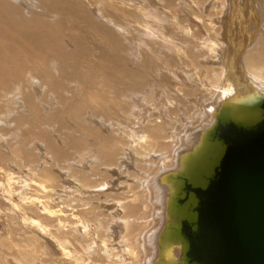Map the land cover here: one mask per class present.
I'll return each mask as SVG.
<instances>
[{"label": "bare ground", "instance_id": "bare-ground-1", "mask_svg": "<svg viewBox=\"0 0 264 264\" xmlns=\"http://www.w3.org/2000/svg\"><path fill=\"white\" fill-rule=\"evenodd\" d=\"M12 3L11 0H0V232L8 239V244L0 239V247L14 252L12 256L9 254L14 259L13 264H32L34 246L39 242L37 239H42L48 244L49 249L45 251L52 252L54 259L51 260L50 255L36 257L39 264H85L87 255L90 256L88 246L85 242L82 244L84 239H81L86 235L83 231L86 221L70 209L85 203L87 197L94 198V193L87 187L93 182L103 184L97 181L100 177H108L102 169L107 171L112 166L115 168L117 161L120 164L128 160L127 164L138 168L135 183L144 194L140 199L135 193L132 197L146 206L143 207L146 212L139 213L142 206L133 203L129 194L134 188L128 189L130 192L124 196L130 195L132 200L129 198V202L126 200L128 203L123 204L125 197H120L125 215L121 219L126 221L123 225L128 233L137 231L138 226L142 228L136 237L139 254L142 249L147 258L142 264H159L160 258L164 261L179 259V247L158 248L171 195L165 181L167 176L179 170L182 158L199 145L205 132L215 124L221 108L240 99L264 96V0H78L86 9L85 14L73 0H19L18 4ZM194 8L196 11L201 8V13L207 11V15L197 14ZM88 9H92V17L105 24V30L114 31L104 34L101 32L104 28L100 29L101 39L114 48L115 54L109 63L102 64V60L95 64L85 62L86 50L81 47L79 52H73L72 46L77 42H67L75 38L74 27L79 20L90 15ZM87 26L95 27L94 24ZM200 32L212 41L206 39L201 43L203 35ZM218 52L226 55L220 69L215 65L200 66L206 57L207 61L210 57L216 63ZM70 53H76L77 58ZM168 75L173 80L181 81L180 76L185 81L190 79L196 87L189 90L190 94L188 89L176 88L175 91L170 87L173 85L164 82ZM28 81L30 85H27ZM168 88L175 94L168 93L169 96ZM147 89L164 95L165 102L174 105L166 112L173 119L162 118L155 100H147ZM203 93L208 95L201 97ZM194 94L200 96L195 98ZM178 104L182 107L181 114L172 111ZM188 104L192 105L189 110L193 111L189 115ZM147 105L155 112L154 116ZM88 108L98 109L100 114L88 113L83 117ZM135 113L137 116L133 118ZM125 119L128 123L130 120L131 128H124L122 121ZM64 121L77 125L72 134L64 132L71 136L59 148L51 141L57 135L49 130L55 123L56 133H60ZM135 126L139 127L135 129ZM107 130H110L109 138L100 135L101 131ZM41 144L44 154L49 156V163L39 168L35 148ZM89 153L94 159L93 168L99 166L98 174L92 175L90 169L76 165L82 164ZM64 168L72 173L69 181L73 192L66 193L73 196L60 195L59 190H52L51 195L45 196V185L49 187L55 181L53 172ZM16 169L19 174L15 173ZM79 181L83 187L77 184ZM54 186L51 187L55 189ZM28 192L38 195L30 194L32 198L23 199ZM52 199L61 202L59 208L53 206ZM65 205L69 210L62 207ZM151 213L156 214L158 225L150 232L146 229L151 225L147 221ZM132 214L134 217L130 218ZM130 219L140 222L134 224ZM153 221L156 222V218ZM69 225L79 232L80 237L76 239L84 245L81 254L75 252L77 258L68 252L70 247L67 245L74 243L65 236H56L58 232H68ZM25 227L33 230L34 235L19 234ZM96 231L101 230H95L96 235L92 233L95 237ZM100 241L105 250L107 240ZM128 248L129 244L125 245L118 262L141 264L143 254L137 259ZM2 254L8 253L0 252V258Z\"/></svg>", "mask_w": 264, "mask_h": 264}, {"label": "water", "instance_id": "water-1", "mask_svg": "<svg viewBox=\"0 0 264 264\" xmlns=\"http://www.w3.org/2000/svg\"><path fill=\"white\" fill-rule=\"evenodd\" d=\"M165 182L158 248L181 255L159 264H264V96L221 108Z\"/></svg>", "mask_w": 264, "mask_h": 264}, {"label": "rangeland", "instance_id": "rangeland-1", "mask_svg": "<svg viewBox=\"0 0 264 264\" xmlns=\"http://www.w3.org/2000/svg\"><path fill=\"white\" fill-rule=\"evenodd\" d=\"M74 1V3L77 5V8H81L82 10H83V13L82 14H85L86 13V9H84V8H82L81 7V5L78 3V0H73ZM15 3V4H18L19 3V0H11V3ZM12 3V4H13ZM14 5V4H13ZM31 8H32V6H31ZM89 11H90V15L88 16V17H84V18H81L80 20H79V22H78V24L74 27V39H72V40H68L67 42H69V43H71V44H75L76 42H77V44L76 45H73L72 46V49H71V51H77V52H79L80 51V49H81V47H83L85 50H86V52H85V57H86V55H87V58H86V60H85V62H90V63H99L101 60V62L100 63H102V64H106V63H109V60H110V58H111V56L113 55V54H115V52H114V48L111 46V45H109L107 42H104L102 39H101V36H100V29H101V27H103L104 28V30H101V32L102 33H106V32H108L109 34H112L113 32H112V30H105V28L106 27H104L105 26V24H103L101 21H99V20H97V18H95V17H92L91 16V14H93L92 13V9H88ZM26 11V13H27V10H25ZM194 11L195 12H197V14H200L201 13V8H199V10H195V8H194ZM200 11V12H199ZM199 12V13H198ZM206 13V14H205ZM104 14L105 13H103V16H104ZM204 14V15H203ZM201 15H203V16H205V15H207V11H205V12H203V13H201ZM204 20H207L208 21V19H204ZM197 21V20H196ZM99 22L102 24V26L99 24ZM87 24H94L95 25V27L94 28H91V27H89V26H87ZM106 31V32H105ZM115 33H117L116 31H115ZM201 33V32H200ZM204 33V32H203ZM201 35H203L202 33H201ZM206 34L204 33V35L202 36V39H201V43L203 42V41H205L206 39V41H212V39H210L209 37L207 38V36H205ZM154 39H156L155 37H153ZM192 44H193V40H192ZM71 54V53H70ZM72 56H75L76 58H77V55H76V53H74V54H71ZM226 57V55H224V54H222V53H220L219 54V52H218V58H217V61H216V63H215V61H212V60H210V57L208 58L209 60V63H208V61H207V57H206V59L204 58V60H202L201 61V63H200V66L202 67V68H206V67H208V66H218L219 67V69L223 66V61H224V59H226L225 58ZM81 60H84V57H82L81 56V58H80ZM205 64H204V63ZM83 64V63H82ZM217 64V65H216ZM202 68H200L201 70H202ZM190 69V71L192 72V69L191 68H188V70ZM216 70H217V68H216ZM180 76V75H179ZM253 76V75H252ZM171 78V80H170V78ZM180 78H181V81H179V79H174V80H176V81H174L173 80V78L171 77V76H167L165 79H166V81H164L165 82V84H167L168 86H170V85H173V86H170L171 88H175L174 90L176 91V88L178 89V88H180V89H185V90H187V91H189V90H191L193 87L195 88L196 86H194V85H192L193 83H194V81H193V83L191 82V80L189 79V80H187V81H185V80H182V77L180 76ZM255 78V77H254ZM165 79H162V80H165ZM256 79V78H255ZM161 80V82H163ZM258 80V79H257ZM259 81H261V80H259ZM163 82V83H164ZM173 82V83H172ZM177 82V83H176ZM169 83H171V84H169ZM182 83V84H181ZM187 83V84H186ZM189 83V84H188ZM27 85H30L29 84V81H28V83H27ZM191 85V86H190ZM152 86V85H151ZM150 87V86H149ZM169 89V88H168ZM25 91H27L28 89L27 88H25L24 89ZM150 91V89H147V100L148 101H151V100H155V104L159 107V111H161V113L163 114H160V115H162V118H165V116H166V119H168V118H171V119H173L169 114H167L166 112H168V108L170 107H174V105H172V104H169V103H167V102H165V96L164 95H162V94H158L157 92H154V90L151 92H149ZM170 91V92H169ZM173 91V90H172ZM170 89L166 92L167 94L169 93L170 95H174L175 93H174V91L172 92ZM149 92V93H148ZM153 93V94H152ZM155 93V94H154ZM189 94H190V91L188 92ZM148 94H149V97H151V98H149L148 97ZM168 94V95H169ZM154 95V96H153ZM158 95V96H157ZM161 95V96H160ZM167 95V96H168ZM169 95V96H170ZM206 96V95H208V94H202L201 95V97L202 96ZM162 96H163V98H162ZM182 96V94L181 95H179V97H177V98H180ZM194 96H195V94H194ZM198 96H200V95H196L195 96V98L196 97H198ZM162 99H161V98ZM69 98V97H68ZM200 98V97H199ZM198 98V99H199ZM161 99V100H160ZM194 99V98H193ZM203 99H205V98H203ZM163 100V101H162ZM195 100V99H194ZM162 101V102H161ZM196 101V100H195ZM162 104H161V103ZM188 103V102H187ZM189 105V104H188ZM190 106V105H189ZM188 106V115H189V113L191 114L193 111H190L189 109L192 107V105L189 107ZM147 108L150 110V112H152L153 113V115L152 116H154V114H155V112L153 111V109H150L151 107L149 106V105H147ZM169 108V109H170ZM181 106L178 104V105H176L175 106V108H174V110H173V108H172V111H175V112H179L180 114H181V111H179V110H181ZM167 110V111H166ZM18 112H20V110H17ZM141 111V110H140ZM140 111H138V112H140ZM158 111V110H157ZM88 113H93L95 116H98V114H100V111L98 110V109H90V108H88V109H86L85 111H84V113H83V117H85ZM157 115V114H156ZM168 115H169V117H168ZM136 116H137V113H135V115L133 116V118H136ZM145 117V116H144ZM182 117V116H181ZM15 118V117H14ZM129 118H130V115H129ZM171 119H168L169 121L171 120ZM64 123V128L60 131V133H56V124L54 123V126H53V128H51L50 130H49V132L51 133V132H53L54 134H56L57 136H54L52 139H51V141H53V143L57 146V147H59V148H62L63 146H64V142H65V139H67V138H69L71 135H67V134H65L64 132H69V133H73L74 132V127L76 128V125L77 124H72V123H70V122H67V121H64L63 122ZM82 127H84L85 128V125L84 124H82V123H80V122H78ZM122 123L124 124V128H131V124H130V120H129V123L127 122V120L125 119V120H123L122 121ZM137 127H139V126H135V129H137ZM134 129V128H133ZM109 132H110V130H107V131H101V133H100V135L101 136H103L104 138H109L108 137V134H109ZM126 132V131H125ZM136 134H138V130L136 131ZM141 135V134H140ZM140 135H137V137L138 136H140ZM42 142V141H41ZM131 142V141H130ZM130 142H128V143H130ZM44 144V143H43ZM17 147H18V145L17 146H14L13 147V149L14 150H16L17 149ZM36 147V146H35ZM42 147V148H41ZM41 147H37V148H35L37 151H36V155L39 157H37V160L40 162L39 163V168H41L43 165H44V163H49V156L47 155V154H44L45 153V151H44V145H42L41 144ZM0 150H2V147H0ZM26 151V150H25ZM37 152H38V154H37ZM2 153V151L0 152V154ZM127 153V155L129 154V152H126ZM70 154V153H69ZM71 156V155H70ZM44 159H43V158ZM132 157V156H131ZM41 158L43 159V160H41ZM41 160V161H40ZM17 161V160H16ZM43 161H45V162H43ZM70 162H74L73 160H71ZM77 162V161H76ZM123 162V163H122ZM120 164H119V162L117 161V165H118V167H117V165H116V167H115V165H114V167L115 168H110V169H108L107 168V171H105V169H102V172L103 173H105L106 172V175L108 174V177H106V175H105V177L106 178H108V180L106 181L105 179H103L104 177H100L99 178V180H97L98 182H100V183H103V184H98L97 182H93V183H91L88 187H87V189H91V191H92V193H94V198L93 197H87L86 198V200H85V203H83L82 205H76L75 207H73L72 209H70L71 210V212L72 213H74L78 218H80L82 221H86L85 222V227L86 228H84V233H86V235L85 236H83V238L81 237V239L83 240L82 241V244L84 243V245L85 246H88V253L90 254V256L89 255H87L88 256V258H91V256L92 257H94V258H91V259H88L87 258V260H86V263L85 264H108L109 262H111V263H114V264H120L118 261H119V258H120V256H121V254H123V251L122 250H124V247H125V245H127L128 246V244H129V250H133V253H134V255H135V257H137V259H139V257H141V255H142V262H141V264L143 263V261L145 260V254L142 252V249L140 250L141 251V255L139 254V246L137 245V240H136V237L137 236H139V234L141 233V230H142V228H140L139 229V226H138V229H137V231H135V232H133V233H128L127 231L128 230H126V229H124V225H123V223L124 222H126V221H124L123 219H121L123 216H125L124 214H123V212L124 211H122V210H124V209H122L123 208V206H122V204L121 203H123V204H125L128 200H129V198L130 197H132V195H134V193H135V197H137V199L140 197L141 198V195L143 194L142 192H140L142 189H138V186L136 185L137 183H135V181H136V178L138 177V175H137V173H139V171L137 170L138 168H135L134 169V164H132V165H130V164H127V162H128V160H124V161H122ZM134 162V161H133ZM41 164V165H40ZM43 164V165H42ZM76 165L77 166H79V167H81V168H86V169H90L91 171H92V175H94V174H98L97 173V171H98V168H99V166L97 167V168H93L94 167V159H93V156H92V154L91 153H89V155H88V157L86 158V159H84L83 160V163L82 164H78V163H76ZM134 165V166H133ZM123 166V167H122ZM130 166V167H129ZM120 167V168H119ZM118 168V169H117ZM7 169L9 170V169H11V167H10V165H8L7 166ZM84 170V169H83ZM104 170V171H103ZM157 169H155V171H156ZM16 171H17V169H16ZM15 171V173H18L19 174V172L17 171L16 172ZM52 171H56V170H52ZM138 171V172H137ZM154 171V172H155ZM56 172H57V175H56ZM56 172H53V175L55 174V181H54V183H52V184H50V185H48L49 187H47L46 185H45V187H44V191H45V193L44 194H46L45 196H48L49 194L51 195V192H52V190L53 191H56V192H59L60 193V195H62V193H65L66 194V196L67 197H69L71 194H68V193H66L67 191H69V193H72L73 192V186L71 185V183H70V181H69V179H70V177L72 176V173H71V171L69 170V169H67V168H64V169H62L61 171H56ZM153 172V173H154ZM121 174V175H120ZM13 177H15V178H17L16 176H13ZM110 177V178H109ZM136 177V178H135ZM114 178V179H113ZM105 180V181H103V180ZM71 180V179H70ZM132 181H134V182H132ZM61 182V183H60ZM50 183H51V181H50ZM56 186H54V185ZM78 185H80L81 187H83L84 186V184L82 183V182H80L79 181V183H77ZM120 184V185H119ZM135 184V185H134ZM60 185H63V187H60ZM51 186H54L55 187V189L54 188H52ZM118 186V187H117ZM120 186V187H119ZM125 186V187H124ZM114 187V188H113ZM127 187V188H126ZM140 187V186H139ZM5 188H6V186H5ZM119 188V189H118ZM126 188V189H125ZM132 188H134L133 190H132ZM51 189V190H50ZM68 189V190H67ZM93 189V190H92ZM132 190L131 192L129 191V190ZM59 190V191H58ZM114 190V191H113ZM137 190H138V192H137ZM94 191V192H93ZM128 191L130 192L129 194L131 195H129V196H127L128 198H126V196H124L125 194H128ZM114 192V193H113ZM124 192V193H123ZM125 192H127V193H125ZM108 193V194H107ZM132 193V194H131ZM141 193V194H140ZM28 196H27V195ZM24 196H23V199L24 198H26V200L27 199H30V198H32L31 196L33 195L34 197L36 196V194L37 193H35L34 194V192H28V193H26ZM30 194H32L31 196H30ZM74 194H76V193H74ZM105 194V195H104ZM113 194V195H112ZM117 194V195H116ZM121 194H123V195H121ZM140 194V195H139ZM38 195V194H37ZM144 195V194H143ZM27 196V197H26ZM29 196H30V198H29ZM73 195H71V197H72ZM125 197V198H122V197ZM33 197V198H34ZM124 199L123 200V202H121L122 201V199ZM134 196L132 197V199L135 201V198ZM135 198V199H134ZM139 198V199H140ZM128 199V200H127ZM131 198H130V200H132ZM53 200V202L55 203V204H53V206H55V207H58L59 208V206H58V203H61L59 200H57V199H52ZM127 200V201H126ZM71 201V200H70ZM121 203H120V202ZM132 201L133 203H137V204H139L140 206H138V207H140L141 208V206L143 205V204H141V201L140 200H137V202L135 201ZM0 202H1V198H0ZM27 202V201H26ZM89 203V204H87V205H85L86 203ZM129 202V201H128ZM127 202V203H128ZM114 203V204H113ZM119 204V205H118ZM63 208H67V206L65 205V206H62ZM120 207V208H119ZM143 207H146L145 205L144 206H142V209L140 210V212L139 213H143V212H146L145 210H143L144 208ZM155 207H156V205H155ZM57 208V209H58ZM68 210H69V208H67ZM59 210V209H58ZM66 210V209H65ZM138 210V211H139ZM75 211H77V212H75ZM107 211V212H106ZM156 211V210H155ZM113 212V213H112ZM135 212H137V211H135ZM103 213V214H102ZM107 213H109V214H107ZM138 213V214H139ZM157 213V212H156ZM105 214V215H104ZM115 214H117V215H115ZM144 214V213H143ZM108 215V216H107ZM139 215H141V214H139ZM131 217L130 218H133L134 217V214H132V215H130ZM111 217H113V218H111ZM115 217H116V219H115ZM142 217V216H141ZM154 217V218H153ZM155 218H156V222L155 221H153V219L155 220ZM95 219H99V221L97 222ZM102 219V220H101ZM112 219V220H111ZM115 219V220H114ZM94 220H95V222L96 223H94ZM113 221V222H112ZM130 222L132 221L131 219L129 220ZM151 225H148V227H147V229L146 230H148V231H152V230H154L157 226L156 225H158L157 224V222H158V218H157V216H156V214L155 215H153L152 213L150 214V216H149V218H148V220H147ZM152 221V222H151ZM87 222H88V224H89V226L87 225ZM119 222V223H118ZM139 222H140V220H136L135 222H133L132 221V223H137V224H139ZM90 223H92V224H90ZM95 225V227H96V225L98 224L99 226H100V229H97V228H99V226L98 227H94V225ZM101 224V225H100ZM110 224H111V226H110ZM122 227H121V226ZM0 226H2V222H0ZM88 227H90L91 229H92V231L90 230V228H89V230H88ZM104 229H103V228ZM109 227V228H108ZM118 227V228H117ZM155 227V228H154ZM68 228V232H58L57 233V235L56 236H65V237H67V238H69L73 243H74V245L73 246H71V245H67V247L69 248H67L68 249V252H70L69 254H71V255H73V257H76L77 258V256H76V253L78 254H81L82 253V251H81V247H83L84 245H82L81 243H80V241L78 240V239H76V238H78V237H80V234H79V232L78 231H74L73 230V228H72V226H68L67 227ZM93 228H95V230H101V231H99V233H98V235L95 237V230L93 231ZM113 228V229H112ZM0 229H2L1 227H0ZM74 229H76V227L74 228ZM123 230V231H122ZM1 232H2V230H0ZM90 231H91V233H90ZM0 232V239L1 240H3L4 242H6L7 244H8V239L6 238V236L4 235V232L3 233H1ZM100 232L102 233L101 235H99L100 234ZM92 233H94V234H92ZM139 233V234H138ZM2 234V235H1ZM19 234H21L22 236H25V237H27V236H33L34 235V232H33V230H31L30 228H28V227H25L24 229H23V231L22 232H20ZM3 235H4V237H3ZM8 235H9V233H8ZM112 235H113V237H112ZM133 237H132V236ZM107 236V237H106ZM117 236V237H116ZM119 236V237H118ZM121 236V237H120ZM123 236V237H122ZM87 237V238H86ZM127 238V241H126V238ZM128 237H129V239H128ZM5 239V240H4ZM99 239V240H98ZM101 239H103V241H105V240H107V245H109V246H107L106 245V247H105V250H103L104 248L102 247V246H100V242H102V241H100ZM138 239V238H137ZM39 242L34 246L35 247V253L34 254H32V255H34V256H32V257H35L34 259H33V261H34V263H32V264H39V261H38V259L36 258V257H44V256H48V255H50V259L51 260H53L54 258H52V252H50V251H45V249H49L48 248V244L44 241V240H42V239H37ZM126 241V243H124L125 241ZM129 240V241H128ZM115 241V242H114ZM133 241V242H132ZM110 242H112L111 244H110ZM118 242V243H117ZM109 243V244H108ZM90 244V245H89ZM99 246H98V245ZM103 244H106V242H104ZM1 245V244H0ZM119 245V246H118ZM94 246V247H93ZM115 246V247H114ZM102 247V248H101ZM112 247V248H111ZM136 247V248H135ZM30 248H32V247H30ZM122 248V249H121ZM0 252L1 253H8L7 255H11L12 256V254H14V252H12V253H9L8 251H4V250H2V246L0 247ZM112 249H115L114 251H112ZM135 249H137L136 251H134ZM107 250V251H106ZM4 251V252H3ZM106 251V252H105ZM138 251V252H137ZM76 252V253H75ZM41 253L43 254V255H41ZM75 255H74V254ZM112 253V254H111ZM116 253H119V255H117ZM109 254V255H108ZM7 255H5V254H2V257L0 258V264H13L14 263V259L12 258V257H10V255H9V257H6V258H8V259H6V258H4L5 256H7ZM96 255H97V257H96ZM107 255H108V257H107ZM115 256V257H112V256ZM112 258H111V257ZM119 256V257H118ZM139 256V257H138ZM109 257H110V259H109ZM96 258L98 259V260H96ZM102 258V259H101ZM13 259V260H12ZM115 259V260H114ZM117 259V260H116ZM147 259V258H146ZM11 260V261H10ZM89 260V261H88ZM13 261V262H12ZM17 261V259H15V262ZM42 261V260H41ZM88 261V262H87ZM97 261H99V262H97ZM44 262V261H43ZM92 262V263H91ZM108 262V263H107ZM130 262H132V261H130ZM17 263V262H16ZM128 264H129V262H127ZM18 264V263H17ZM110 264V263H109Z\"/></svg>", "mask_w": 264, "mask_h": 264}]
</instances>
